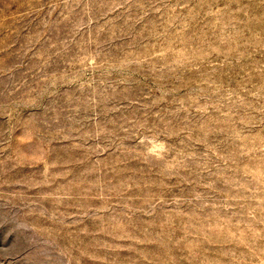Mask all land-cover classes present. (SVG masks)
Instances as JSON below:
<instances>
[{"label":"rangeland","instance_id":"1","mask_svg":"<svg viewBox=\"0 0 264 264\" xmlns=\"http://www.w3.org/2000/svg\"><path fill=\"white\" fill-rule=\"evenodd\" d=\"M0 264H264V0H0Z\"/></svg>","mask_w":264,"mask_h":264},{"label":"clouds","instance_id":"2","mask_svg":"<svg viewBox=\"0 0 264 264\" xmlns=\"http://www.w3.org/2000/svg\"><path fill=\"white\" fill-rule=\"evenodd\" d=\"M148 132L154 134L155 136L165 139L167 137L174 136V132H170L167 128L161 127L159 129H147ZM169 145H172V148H166V150L161 153L159 156L148 157L145 161L146 166L151 164V166L157 171L164 170L163 174H166L169 169H171L172 175H179L181 170L186 169L185 159L186 152L175 151V141L172 139H167L166 141ZM181 147H183L181 145ZM42 235L45 233H41Z\"/></svg>","mask_w":264,"mask_h":264}]
</instances>
